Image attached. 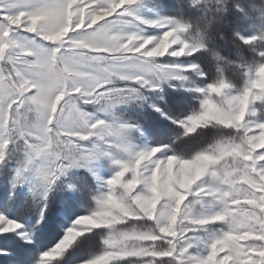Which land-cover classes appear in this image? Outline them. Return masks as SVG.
<instances>
[{"label": "snow or ice", "instance_id": "snow-or-ice-1", "mask_svg": "<svg viewBox=\"0 0 264 264\" xmlns=\"http://www.w3.org/2000/svg\"><path fill=\"white\" fill-rule=\"evenodd\" d=\"M0 264H264V0H0Z\"/></svg>", "mask_w": 264, "mask_h": 264}]
</instances>
